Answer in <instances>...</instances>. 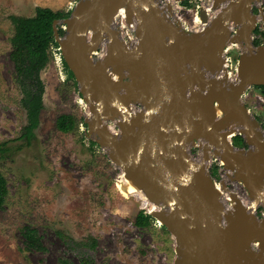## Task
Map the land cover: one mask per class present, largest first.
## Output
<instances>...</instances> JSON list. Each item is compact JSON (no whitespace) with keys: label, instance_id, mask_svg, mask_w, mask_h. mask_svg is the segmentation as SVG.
I'll use <instances>...</instances> for the list:
<instances>
[{"label":"water","instance_id":"95a60500","mask_svg":"<svg viewBox=\"0 0 264 264\" xmlns=\"http://www.w3.org/2000/svg\"><path fill=\"white\" fill-rule=\"evenodd\" d=\"M182 1L76 0L53 34L87 105V136L158 208L147 213L175 238L171 264H264V129L243 100L264 84V44L254 43L264 8L261 0H211L216 6L200 8L193 31L174 14ZM230 44L246 50L236 81L225 83L214 76L230 74ZM237 134L246 146L234 144ZM214 158L225 178L245 186L252 211L228 207L217 185L238 194L213 177Z\"/></svg>","mask_w":264,"mask_h":264},{"label":"rangeland","instance_id":"374dc122","mask_svg":"<svg viewBox=\"0 0 264 264\" xmlns=\"http://www.w3.org/2000/svg\"><path fill=\"white\" fill-rule=\"evenodd\" d=\"M75 1L0 0V142L7 141L10 148L0 157V171L9 187L0 212V264H83L78 253L88 255L89 264H171L176 257L173 234L156 219L149 226L136 224L138 213L148 212L154 205L140 190L127 192L122 168L103 147L91 143L84 124L87 105L77 81L68 76L56 47H52L51 60L41 73L45 82L44 106L36 136L31 144L19 139L27 122V111L10 57L15 31L10 15L33 16L37 6L71 11ZM210 2L184 0L180 12L193 24L200 8ZM261 5L264 8V0ZM253 12L260 15L256 4ZM214 14L211 10V17ZM258 26L264 30L262 21ZM254 38L264 44V35L254 34ZM240 53L238 45H231L226 52L232 78ZM243 100L264 129V95L251 86ZM62 114L74 115L72 130L65 132L57 127ZM110 125L118 131L115 122L110 121ZM190 153L196 158L201 155L195 147ZM210 170L211 173L214 170L212 175L217 182L228 172L220 159L215 158ZM225 182L229 190L249 201L241 182L229 178ZM224 197L230 198L225 192L223 200ZM262 212L263 208H259L257 214L262 216ZM27 226L39 231L45 250L26 248L23 230ZM58 231L75 242L95 239L96 244L69 249Z\"/></svg>","mask_w":264,"mask_h":264},{"label":"trees","instance_id":"16d2710c","mask_svg":"<svg viewBox=\"0 0 264 264\" xmlns=\"http://www.w3.org/2000/svg\"><path fill=\"white\" fill-rule=\"evenodd\" d=\"M71 11L54 10L47 6H37L33 16H23L11 14L10 19L14 25V34L11 37L12 50L11 60L14 63L16 79L23 93L22 104L27 111V122L19 139H23L26 144H31L36 136V128L40 122V112L44 106L45 82L42 78V71L51 60L52 47L58 48V43L53 34V22L55 19L68 17ZM60 34L64 30L60 28ZM255 34L264 35V30L258 26ZM254 43L260 44V39L255 38ZM65 69L69 77L74 78L73 73L63 60ZM264 95V84L257 85ZM75 117L72 114H62L57 119V127L61 131H70L75 126ZM86 125V123H84ZM233 142L238 147L246 146L242 135L237 134L233 137ZM92 144H97L91 140ZM8 142H0V157L9 150ZM214 175V170H212ZM9 193L8 182L4 174L0 171V212L4 207ZM259 214H261L259 212ZM154 218L145 211H140L136 217V224L140 227L149 226ZM59 236L67 243L69 249L79 247H94L96 240L90 242H75L70 236L58 231ZM26 248L29 250H45L42 237L36 228L27 226L23 230ZM79 259L83 264H89L91 258L85 253H78Z\"/></svg>","mask_w":264,"mask_h":264},{"label":"bare ground","instance_id":"6f19581e","mask_svg":"<svg viewBox=\"0 0 264 264\" xmlns=\"http://www.w3.org/2000/svg\"><path fill=\"white\" fill-rule=\"evenodd\" d=\"M214 2L215 1H213L212 4L210 3V6H209L208 10L211 7L213 8V7L216 6L214 4ZM122 24H124V23L122 22ZM231 45H238V46L241 47V50L242 49L243 50H246V46H244L243 44H230L225 49V51H224V55H223L224 58H225V55H227L225 53L231 47ZM114 75H115L114 77L116 78L117 77V73H114ZM214 77L217 78V79H219V80L224 81L225 83L232 82V81H236V79L234 77L232 78V75L231 74L227 75V74H225V71H223V70H221V75H219V76H216L215 75ZM216 110H217V118L219 120H222L221 118H223V113H222V110H221L219 104H217ZM203 143L205 144V142H203ZM229 168L230 169H233L232 171H234L235 173L238 170L237 165H235V163L232 164L231 167H229ZM125 178H126V180L124 181V184H125L124 187H126V189H127L126 191L127 192L139 190L136 181H134L131 178H127L126 175H125ZM217 187H218V190H219V194L220 195H223L224 194V191H223L222 187L219 186V185H217ZM235 196H236V199H239L240 198V197L238 198V195H236V194H235ZM236 199L234 197L233 198H231V197L230 198H227V200H230V202H231L230 206H228V207L234 209V208H239L240 206H245L248 211H252L253 210V199L252 198L249 197V201L248 202H245L242 198L239 199L240 201L239 200H236ZM155 208L158 209L157 207L153 206V209H155Z\"/></svg>","mask_w":264,"mask_h":264},{"label":"built area","instance_id":"2783aa9c","mask_svg":"<svg viewBox=\"0 0 264 264\" xmlns=\"http://www.w3.org/2000/svg\"><path fill=\"white\" fill-rule=\"evenodd\" d=\"M182 2L179 3H175L174 4V14L175 16L185 25V27H187L189 30H199V28L201 27V20H200V15L198 14L196 16V18L194 19V23L190 24L188 23L184 18L183 15L180 12V8L182 7L181 5ZM72 7V6H71Z\"/></svg>","mask_w":264,"mask_h":264},{"label":"flooded vegetation","instance_id":"af4514ba","mask_svg":"<svg viewBox=\"0 0 264 264\" xmlns=\"http://www.w3.org/2000/svg\"><path fill=\"white\" fill-rule=\"evenodd\" d=\"M257 85H255L254 87L256 88Z\"/></svg>","mask_w":264,"mask_h":264},{"label":"crops","instance_id":"0c3cea01","mask_svg":"<svg viewBox=\"0 0 264 264\" xmlns=\"http://www.w3.org/2000/svg\"><path fill=\"white\" fill-rule=\"evenodd\" d=\"M71 2V1H70Z\"/></svg>","mask_w":264,"mask_h":264}]
</instances>
